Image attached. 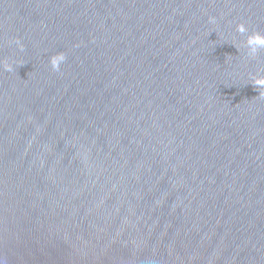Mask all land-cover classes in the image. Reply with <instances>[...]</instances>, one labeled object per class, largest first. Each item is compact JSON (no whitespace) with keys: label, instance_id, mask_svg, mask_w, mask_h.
<instances>
[{"label":"water","instance_id":"water-1","mask_svg":"<svg viewBox=\"0 0 264 264\" xmlns=\"http://www.w3.org/2000/svg\"><path fill=\"white\" fill-rule=\"evenodd\" d=\"M241 23L264 34V0H0L7 264H264Z\"/></svg>","mask_w":264,"mask_h":264},{"label":"clouds","instance_id":"clouds-1","mask_svg":"<svg viewBox=\"0 0 264 264\" xmlns=\"http://www.w3.org/2000/svg\"><path fill=\"white\" fill-rule=\"evenodd\" d=\"M209 22L214 23L215 18L210 17ZM236 31L241 35L247 34L246 39L243 41V47L247 49V55L250 58L255 59L258 53L261 50H264V34L255 31L248 34V29L243 23L237 25ZM14 43L20 48L21 51H23V45L19 39L15 40ZM66 59L67 56L64 52H57L52 55L49 59L52 70L58 72L60 70V66L66 61ZM6 70L9 72L14 71L13 64L9 63ZM252 84L258 89L264 88V77L255 79ZM0 264H7V260L3 255H0Z\"/></svg>","mask_w":264,"mask_h":264}]
</instances>
